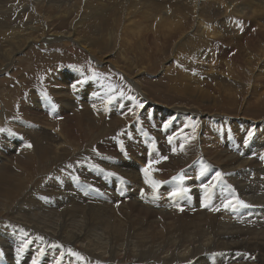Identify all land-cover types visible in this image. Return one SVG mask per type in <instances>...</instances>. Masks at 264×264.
Listing matches in <instances>:
<instances>
[{"label":"bare ground","instance_id":"6f19581e","mask_svg":"<svg viewBox=\"0 0 264 264\" xmlns=\"http://www.w3.org/2000/svg\"><path fill=\"white\" fill-rule=\"evenodd\" d=\"M55 1L58 3L57 0ZM86 1L87 0H85V2ZM127 1L128 2L125 3L124 6L125 9L137 10L138 6H144L146 8V15H151L154 18V23L157 28L155 27V31L148 33L145 36V39L149 44H154L158 47L159 51L164 53L168 52L170 54L176 51L180 45L181 48L185 49V57L183 58L184 64L192 67L195 71H199L201 68L205 67V70H201L200 74L211 78L216 75V78H218V81L216 80L218 84V95H215L214 93H211V95L209 90L204 89V85L208 88H214V86L211 85V81L207 80L205 83L204 80L199 81L197 79L194 80L195 83H193L192 79L188 77L180 80L179 82H175L174 88L169 86V90H172L175 93L174 97L180 99V95L195 96L199 100L207 99L208 102H213V96L221 98L224 96L228 100H233L240 97L241 92H248L244 104H251L256 107L264 104V92H259L260 90L257 91L249 84L248 81H243L244 78H242L243 75L248 72L250 77H247L246 79H252L257 84L259 77L254 74L255 71L253 72L251 67L241 64L244 60L248 65L252 62L261 63L264 61V56H262L264 53V0ZM39 2L40 0H38L37 3ZM147 4L151 5V13H149L150 11ZM1 6L0 8L2 9L3 19L0 20V50H2L0 53V67L7 65L8 63L6 64V60L9 61V59L15 57L16 53H21V51L30 47L31 44H29V42H32L30 36L25 37L22 34L7 31V29L9 30L11 27L13 28V18L16 17V19H18L20 17L19 14L26 10L24 6L21 5L19 7L14 3H5ZM87 8L88 7L85 9L86 11ZM11 13H14L15 16H12ZM99 14L100 9L90 8L86 14L82 13V15H84L82 19L93 20L94 18L96 19ZM102 20L106 19L100 18V21ZM17 21L18 20H16V22ZM30 22L33 24V21ZM190 22H192L193 27H191V30L187 31L185 28L190 24ZM32 24L29 25V28L31 29L34 27ZM51 24L54 25V23ZM52 26L49 28L50 33L45 41H71L78 43L88 52H94L92 47L89 46L92 42H89L88 38L91 35L97 34V27H95L94 34L93 32H89L88 34H85V36L83 35L84 37H80V41H76L79 39V36H77L78 30L76 26H71V28L67 31H58L57 29L52 28ZM253 26H255L256 29H253L254 32L251 33L250 28H254ZM199 27L203 29L199 31ZM196 31L198 33L197 36H195ZM174 33H178V39L173 43H168L169 39H167V36L171 37ZM250 35L251 39L247 41V38L250 37ZM75 36L78 38L75 39ZM159 36H161L160 39ZM113 37L115 38L114 31L109 30L108 39L106 38V41H103L106 45H111L108 47L109 52H114V49H116H112L115 45ZM232 39L236 41V45L233 41L235 46L230 44ZM259 40L263 44V47L257 52L252 51L254 53L252 55L249 52L248 55L250 56L243 60V56L239 54V50H237V48L247 46L246 48L250 49V46L254 47L253 43L258 42ZM251 41L253 43H251ZM217 44H219L220 47H222L221 45H225L223 49L219 48L222 50L220 53H215L217 51ZM170 49L171 51L169 52ZM230 53L232 54L231 56ZM218 56H221V58H223L222 56L226 57V59H224L225 61H219L218 59L217 63H215L216 61L214 58H217ZM197 59L208 62L209 65L203 66L201 63H198ZM111 60L112 59H105V62L111 63ZM229 60L230 63L234 64L232 69L230 67ZM236 62H238V64H236ZM226 65L230 74L227 76L217 74L218 67L225 68ZM164 66L166 70L167 66ZM254 70L258 69H255L254 67ZM189 71L192 72L191 69H189ZM54 76L57 82H61V76L68 77V81L71 83L77 79L73 76V73H69L67 71L62 73L60 72V74L56 73ZM184 81H189L190 83H185ZM131 82L136 83V85L134 84L135 86H133L137 91L139 99L148 107L147 110L150 111L153 108L157 111L159 109V107L156 106L157 103H152L153 101L142 93L137 83L138 80H133ZM77 83L81 84V82ZM166 84L169 85L167 82ZM70 87L72 86L70 85ZM81 88L83 94L85 95H102L99 90L96 91L94 86L87 83ZM1 93L3 94V92ZM60 93L63 92H55L57 96H59ZM77 97L80 96L76 95L75 98ZM94 97L93 99L98 105L99 103L96 98L99 99L100 97ZM60 99L62 98L60 97L59 100ZM0 100L2 101L1 98ZM51 100L54 101V99ZM214 100H217V98ZM60 102L62 107L60 109L66 111V114L65 116L62 114V117L65 119H61L59 125H57L58 120L55 119V117L59 114L57 109L52 108L51 110H47L46 108L49 106H45V108H43L44 113L52 115V119L57 121H53L51 126H48V128L45 126L43 127L42 125L32 128L31 124L23 123L20 119L17 120L20 123L21 131L18 133L23 135L22 140L24 142H30L32 145L30 149L25 147L22 148L19 156L15 157L13 153L17 152L21 141L18 143V141L11 140V137H8L6 132L2 134L4 141L10 142L9 144H6V148L11 150L13 153L8 154V156L0 154V170L5 168L6 162H11L13 159H16L19 168L22 166L27 167L32 165L34 159L33 153L37 150V144L39 143L48 146L51 156L53 155V159L51 161L52 163L58 161L62 162L69 144L65 138V136L68 137V135L66 134L64 136V129L77 127L76 131H78L84 120L92 119L95 121L100 119V117L105 114V111L107 112L108 110H111L109 108H103V111L100 109L103 113L100 112L98 115L96 114V118H94L89 115V108L84 105L83 107H80L79 111L73 116L72 113L75 111L73 108L71 109V106L73 105H70L71 103L64 104L62 100H60ZM36 105L38 106L39 104ZM40 105L43 106V102L40 103ZM94 107L95 105L90 108L94 110ZM160 108V115L162 117L160 120L169 126V128L166 127L169 132L173 129L174 132H179L181 129L179 124L188 123L189 121H184L185 118L188 117L194 118L197 129L200 132H203L202 130L206 131L208 120H212L216 125L209 131L213 140L208 141V139L206 141L205 139L203 141L202 138L196 140L207 144L209 148L212 149L220 144H217L220 142V139L216 138V135L223 134L227 136L223 143L232 145V147L229 146L227 154L222 153L223 157L217 158L216 161L212 160V157H205L206 168L204 171L201 170L202 173H198L200 169H197L196 171H191L187 175L183 176V178L181 177L180 180L178 178V180H170L171 178H169L168 181L164 178L166 175H163V171H161L162 174L157 172L154 173L153 169L147 164L138 166L137 170L133 171V175H130L127 172V169L121 168L122 164L117 162V165L112 167L116 170V172L122 173V176L117 175V177L113 179L110 177L109 179H103V177L101 178L100 176V178H97L99 180L95 182L93 186L96 190L98 189L97 187L100 188L99 197L102 198V201L105 203L103 204L104 207L111 210L110 212L107 210L103 214H99L100 208L98 205L90 202L85 203L86 201L84 202L81 197L77 198V200L74 199V196H70V198L66 200H52L51 198L53 195L61 190L57 191V184H55L56 188L54 185H51L46 181H40L35 186L38 189L34 188V193L27 190L21 200L15 204H11L7 200L0 201V218H5L1 217V214L4 216V213H6L5 216H8L5 218L6 220H0V264L1 259L3 258L9 259L3 262L4 264H33L34 260L36 264H76L79 262V259H81V261L78 264H90L100 261V259L104 256H109L110 260H101L100 263L97 264H103L101 262L109 263L115 260L117 254L121 250L129 251L134 256L139 249H148L145 245H151L154 240L161 241L163 234H158L157 230H154L153 228H158L159 230H164L166 228L167 230L171 228L180 229L181 233L184 234V242L186 243L185 247L178 251L171 252L170 254L172 255L169 257L166 255V257L163 258V260L170 258L169 260L172 264L180 262L178 260L179 257H185L186 254H191L190 257H192L190 262L185 261L186 264H205L206 262H210V264H217L216 260H219V256L211 252V248H213V246L216 247L214 248L216 250H223L225 253L223 261L225 260L226 264H264V199L261 198L262 194H257L258 186L264 188V160L260 159V156L264 155V121H262L264 119L256 123L254 120L247 121L243 118H241L242 120L239 118L237 119L241 122H238L237 120L231 121L230 119L229 120L231 122H229V120H225L224 118L220 119V116L222 117V115H208V113L206 114L202 112L195 106L186 104L181 105L180 103L173 104L172 106L161 105ZM244 109L242 108L241 114L244 113ZM68 111H72V113H70L73 117L67 114ZM97 111L99 112V110ZM155 113L156 112H154V115ZM155 116L153 117L155 118ZM179 117L181 118V122H179ZM248 127L250 129L246 133ZM32 131H35L34 135ZM238 132L241 133L242 136L239 135ZM250 132L252 133V136L249 138L248 134ZM31 135L34 138L30 139V141L28 137L30 138ZM236 138H240V141L235 140ZM246 138H248L247 144L244 143ZM182 141L183 140L181 139L180 142ZM197 152L199 151H196L195 159L197 156H199V158L201 157L200 159H203L205 154L202 152L197 154ZM0 153L2 152L0 151ZM259 162L263 165L260 166L262 169L261 172L256 167ZM132 167L134 168V166ZM143 169L148 170L147 175L144 171H142ZM56 170L54 172L55 176L62 181L64 179L69 181L77 179V175L75 173H66L67 170L65 168ZM217 173L220 174L219 178H217ZM77 174H79V176L83 174L80 168L77 169ZM210 177L211 179H209ZM133 178L135 183L140 184L142 191H147V194H154L155 192L151 191L157 188L161 189L162 194L158 200L162 202L149 201L144 198L139 200L132 198V191L130 188L132 186ZM87 179L91 180L89 177H87ZM121 180L122 183L124 182V186L122 183H117ZM152 182H158L155 185V188L153 187ZM221 183L224 187L222 191H219L218 187L222 186H219ZM24 184L23 178H9L3 173H0L1 193H10L13 189H17L18 192L19 187ZM211 187L215 190L212 198L207 199L206 193ZM82 189H85V187ZM175 191H179L180 193L175 200L173 198L174 201L173 204H171L169 201L170 198H167V196L175 194ZM0 196L4 198V196ZM134 196H137V194H134ZM97 201L100 203L99 199ZM237 201H243L246 206L238 204ZM51 202L55 204L54 207H48V204ZM226 203H230L234 205V207H225ZM162 205L164 206L161 208L160 206ZM61 206L63 209L60 212H57ZM104 207L102 208L105 209ZM113 212H119L120 214L116 218V222L111 225L112 220H109L108 216ZM135 220H138L139 224L144 225L146 228L145 230L148 231L147 236H142L141 231L134 230L133 236L135 234L142 236V243L139 241L141 244H139L138 247L132 241L129 243L123 240H121L122 242H112V239L114 240L115 238V233H119L120 230L126 229L121 223H128L131 225V222ZM206 220H210L212 229L211 232L208 231V235L205 233L203 234L205 237L203 239L198 232V229L193 226V222L195 224L200 222L202 226ZM98 221L103 226V229L101 230L104 232L103 234H107L105 237H100L99 232H97L98 230L96 227L99 226V224L97 225V223H99ZM187 226L191 228L188 229L186 228ZM107 229L109 231L115 230L116 232L110 233L107 232ZM10 233L14 235L15 239L8 243L2 241L4 238L11 237ZM171 234H174V232L172 231ZM118 236H125V232H120ZM119 238L121 237H118V239ZM201 241L203 242L202 245ZM56 243L59 245V250L62 249L61 251L55 249L54 245ZM115 247H119L116 252ZM17 249H22V251L18 254ZM203 249L205 251L201 254ZM214 249L212 251H214ZM230 250L233 252L230 253ZM148 257L150 256L143 254L141 260H149L147 259ZM176 257H178V259Z\"/></svg>","mask_w":264,"mask_h":264},{"label":"rangeland","instance_id":"374dc122","mask_svg":"<svg viewBox=\"0 0 264 264\" xmlns=\"http://www.w3.org/2000/svg\"><path fill=\"white\" fill-rule=\"evenodd\" d=\"M36 1L38 2V0H0V6L5 3H14L19 7L21 5L24 6L26 10L22 11L19 14L20 17L18 19H16V17L13 18V28L11 27L9 30L7 29V31L22 34L25 37L30 36V38L32 39V42H29V44H31L30 47L21 51V53H16L15 57L9 59L10 62L6 60V64L8 63L7 65L0 67V98L2 99V101H4L2 102L0 100V129H3V131H0V151L2 152L0 154L8 156V154L13 153L11 150L6 148V144H9L10 142H5L3 139L4 137L2 138V134L5 132L7 133L8 137H11V140L18 141V143H20L21 141V143L19 144L20 150L18 149L17 152L13 153L15 157L20 155L19 153L22 148H31V143L24 142L22 140L23 135L21 133H18L19 131H21L20 123L17 121L18 119H20L23 123L31 124L32 128H36L38 127V125H42L43 127L45 126L48 128V126H51L53 121L57 120V125H59L61 119H65L64 117H62V114L64 116L66 114V111L60 109L62 108L60 100H62L64 104L71 103L70 105H73L71 106V109L73 108V110L75 111H73V113L72 111L67 112V114L70 116L72 114L74 116V114L79 111L80 107H83L84 105L85 107L89 108V115L94 118H96V114L98 115L100 112L103 113L102 111L106 108H109L111 110H108L107 112L105 111V114H103L100 119H97L95 121H93L92 119L84 120L80 125L78 131H76L77 127H71L70 129L66 128L67 130L64 129V136L66 134L68 135V137L65 136V138L67 142H69V144L63 157L64 160L62 162H53V164L51 162L53 159V155L51 156L48 146L42 143L37 144V150L33 153L34 159L32 165L27 167L22 166L19 168L16 159H13L11 162H6L5 168L1 169L0 173H3L6 177L9 178H23L25 184L19 187L18 192L17 189H13L10 193H1L2 191H0V195L4 196V198L0 196V201L7 200L9 201V203L15 204L21 200L22 196L25 195L27 190L34 193V188L38 189L35 186L40 181H46L47 183L54 186L55 184H57L56 186L58 188L55 186L57 188V191L61 190L53 195V197L51 198L52 200H66L69 199L70 196H74V199L77 200V198L81 197L83 198L84 202L86 201L85 203L90 202L92 204L98 205L100 208L99 214H103L108 209L104 207L103 204L105 203L102 201V198L99 197L100 188L97 187L98 189L96 190V188L93 186L94 183L99 180L97 178H100V176L101 178L103 177V179H109V177L113 179L117 177V175L122 176V173L116 172V170H114L112 167L114 165H117V162H120L122 164L121 168H126L127 172L130 175H133V171H136L138 166L147 164L150 168L153 169L154 173H161V171H163V175H166V177L164 178L168 181L169 178H171L170 180H173L174 177H177L180 180L181 177L183 178V176L187 175L191 171H196L197 169H200L198 173H202V171H204L206 168L205 157H212V160L216 161L217 158L223 157L222 153L227 154L229 146L232 147V145L223 143V141L227 137L223 134L216 135V138L220 139V142H218L217 144H220L212 149H210L207 144L201 141H197L201 138L203 139V141L205 139L206 141L208 139V141L213 140V137L209 133V131L216 125L212 120H208L206 131L202 130L203 132H200L197 129L196 121L194 120V118L188 117L184 120L187 122L189 121L188 123L179 124V127H181L179 132H174V129L169 132V130L167 129L169 128V126L160 120V118L162 119L160 115L161 105L172 106L173 104L179 103L181 105H191L195 106L206 114L208 113V115H222V117L220 116V119H230L231 121H236L238 118L242 120L241 118H243L247 121L254 120L256 123L264 119V104L257 107L251 104H248L249 106L244 104L248 92H241L240 97L233 100H228L224 96L222 98L213 96L214 99L217 98V100L213 99V102H208L207 99L199 100L195 96L180 95V99L174 97L175 93L172 90H169V86L174 88L175 82H179L180 80L186 79L188 77L192 79L193 83H195L194 80L197 79L199 81L204 80L205 83L207 80L211 81V85L214 86V88H208L206 85H204V89L209 90L210 94L214 93L215 95H218V78H216V75L215 77L211 78L200 74L201 70H205V67L201 68L199 71H195L192 67L184 64L183 58L185 57V49L181 48L180 45L178 46L176 51L170 54L168 52L164 53L162 51H159L158 47L154 44H149L145 39V36L146 34L155 31V27L157 28V26L154 23V18L151 15H146V8L144 6H138L137 10L125 9L124 6L125 3L128 2L127 0H87L86 2L85 0H57L58 3L55 0H40L39 3H37ZM150 6L151 5L147 4V7L150 11L149 13H151ZM86 7H88L87 11L90 8L100 9L99 16L96 17V19L94 18L93 20L82 19V17L84 16L82 15V13H87V11L85 10ZM1 8L0 20L3 19ZM11 15L15 16L14 13H11ZM100 18H104L106 20L100 21ZM16 20H18L19 23L18 21L16 22ZM30 21H33V24ZM51 23H54V25ZM31 24L34 25L35 28H29V25ZM51 26L58 31H67L71 28V26H76L78 30L77 36H79V39H77L78 37L75 36V39H77L76 41H80V39L89 32H93L94 34L95 27H97V34L91 35L88 38V41L92 42V44H90L89 46L92 47L94 52L90 51V49V52H88L78 43L71 41H45L46 38H48L47 36L50 33L49 28ZM191 27H193L192 22H190V24L186 26L185 30H191ZM253 27L254 28L252 29L250 28L251 33L254 32L253 29H256L255 26ZM199 28V31L203 29L201 27ZM109 30L114 31L115 33V38L113 37L115 45L112 48H116L114 49V52H109L108 50V47H110L111 45L108 46L109 44L106 45L105 43H103V41H106V38L108 39ZM195 33V36H197V31ZM35 34L36 38L38 37L39 39L35 38ZM177 36L178 33H174L171 37L167 36V39H169L168 43H173L175 40H177ZM160 37L161 36H159V39ZM250 39L251 35L247 38V41ZM233 41L234 40L232 39V41H230V44L236 45V41H234V44ZM251 43L253 42L251 41ZM216 46L217 51L215 53H220L222 50H220L219 48L223 49L225 47V45H221L222 47H220L219 44H217ZM253 46L254 47L250 46V49L246 48L247 46H241V48H237V50H239V54L243 56V60L250 56L248 55L249 52L252 55L254 54L252 51L257 52L258 50H260L263 47V44L259 40L258 42H254ZM170 51L171 49L169 50V52ZM1 52L2 50H0V53ZM263 54L262 56H264ZM231 55L232 54L230 53V56ZM218 57L214 58V60L216 61L215 63H217L218 59L219 61H225L224 59H226V57L224 56H222L223 58H221V56ZM105 59H112V62L107 63L105 62ZM197 61L203 66L209 65L208 62H204L203 60L197 59ZM245 62L246 61L244 60L241 62V64L251 67V69H253V72L255 71L254 74L259 77V80L256 84L252 79H246L247 77H250L249 73L247 72L242 77L244 78L243 81H248L249 84L257 91L260 90L259 92H264V61H262L261 63L252 62L250 65L246 64ZM236 64H238V62H236ZM164 65L167 66L166 70L164 68ZM230 67L232 69L234 67V64L230 63ZM254 67L258 70H254ZM189 69H191L192 72L189 71ZM65 71L73 73V76L77 79L71 83L70 81H68V77L61 76V82H57L54 75H56V73L60 74V72L62 73ZM228 71L229 69H227V65L225 66V68L218 67L217 74L227 76L230 74V72ZM130 80H138L137 83L142 93H144L146 97L151 99V101H153L152 103H157L156 106L159 107L157 111L153 108V110H147L148 107L139 99L137 91L134 88L136 83L131 82ZM77 82H81V84L83 85ZM166 82L169 83V85L166 84ZM184 82L190 83L189 81ZM86 83L94 86L96 88L95 90H99L102 95L94 94L92 96V94H87V96L83 94L81 87L86 85ZM50 85H52L53 87ZM70 85L72 87H70ZM56 91L63 93H60L59 96H57L55 94ZM1 92H3V94ZM76 95L80 96L81 98H75ZM60 97L62 99L59 100ZM90 97L92 99L93 97H100L99 99L96 98L99 104L97 105L95 100H92ZM51 99H54V101H52ZM42 102L43 106L40 105V103ZM36 104L39 105L37 106ZM94 105L95 107L93 110L90 107ZM141 105H143V107H141ZM45 106H49L48 108H46L47 110H51L52 108L57 109L59 113L55 117V119L57 120H53L51 117L52 115L44 113L43 108H45ZM245 107H247L248 109ZM242 108H245L243 114H241ZM97 110H99V112ZM59 111L62 113H60ZM154 112H156V116L154 115ZM152 115L155 116V118ZM180 119L181 118L179 117V122H181ZM230 120L229 122H231ZM240 120L237 121L241 122ZM249 129L250 128L248 127L246 133ZM32 132L34 135L35 131ZM239 135H241V133H239ZM33 138L34 137H32V135L30 138L28 137L29 140ZM181 139L183 140L182 142H180ZM235 140L240 141V138H236ZM196 151L202 152L206 156L203 154V159H200L201 157L199 158V156H197L195 159ZM199 152H197V154ZM197 159L199 160V162ZM196 164L199 166H197ZM132 166H134V168ZM260 166H263L261 162H259L256 166L257 169L261 172L262 169ZM63 168L67 170L66 173H75L77 175V179L73 181L64 179L62 181L58 177H56L54 173L55 170H61ZM78 168H80L83 172V174H81L80 176L79 174H77ZM87 177H89L91 180H88ZM209 179H211V177ZM132 181V186L130 188L132 191V198L136 200L144 198L149 201H158L160 203L162 202L158 200L162 194L161 189L157 188L151 191L155 192L154 194H147L146 190H141L139 183H135L134 178L132 179ZM117 183L121 184L122 180L118 181ZM219 186L221 187H218V190L222 191L224 185L221 183ZM84 187L85 189H82ZM212 188L213 187L207 190V199L212 198L213 196V192L215 189ZM137 191L139 194L137 193ZM89 192L92 194H90ZM179 193V191H175V194L167 196V198H170L169 201L171 204H173V201L177 198ZM134 194H137V196H134ZM257 194H262L261 198L264 199V188L258 186ZM98 199L100 200V203H98ZM42 203L41 205L43 206ZM51 206L54 207L55 204H53L52 202L49 203L48 207ZM163 206L164 205L160 207L162 208ZM102 207H104L105 209H103ZM62 209L63 208L61 206L60 209L57 210V212H60ZM110 211L111 210H108V212ZM119 214V212H113L109 214L108 218L109 220H112L111 225L116 222V218L119 216ZM5 215L6 213H4V216L1 214V217H8ZM5 218H0V220H6ZM98 224L99 226L96 227L98 230L97 232H99L100 237H105L107 234H103L104 232L101 231L103 229V226L100 224V222L97 223V225ZM121 224L125 226L126 229L120 230L119 233L124 231L125 236H118L119 233H115V238L113 237L114 240L112 239V242H120L121 240H123L129 243L132 241L138 247V245L142 243L141 237L144 235L147 236L148 231L145 230L146 228L144 227V225L138 223V220L132 221L131 225H129L128 223ZM193 226L198 229V232L203 239L205 238L203 234L205 233L208 235L212 229L210 220H206V222H204V225L202 226L200 222L197 224L193 222ZM202 227L205 229H203ZM186 228L189 229L191 227L187 226ZM153 229L157 230L158 234H163L161 241L154 240L151 245H145L148 247V249H139V251L134 256L129 251L121 250L117 254L114 261H111L109 263H101L172 264L169 260L170 258H167L166 260H163V258H165L166 255L169 257L170 255H172L170 254L171 252L178 251L185 247L186 243L184 242V234L181 233L180 229ZM134 230L141 231L142 236H138L136 234L133 236ZM172 231L174 232V234H171ZM107 232L114 233L116 231H109L107 229ZM10 234L11 237L4 238L2 241L6 243L13 241L15 237L12 233ZM118 237L121 238L118 239ZM202 244L203 242L201 241V245ZM54 247L56 250H59V245L57 243L54 245ZM214 248L216 247L213 246V248H211V252L219 256V260L217 259L216 263L226 264L225 260L223 261V257L225 255L223 250H216ZM118 249L119 247H115V252ZM213 249L215 252L212 251ZM204 251L205 250L203 249L201 251V254H203ZM232 252L230 250V253ZM143 254L149 255L150 257L147 258L149 260H141ZM190 255L191 254H186L185 257H179V259L178 257H176L180 261L177 262V264H186L185 261L190 262L192 258L190 257ZM105 259L108 260L109 256H104L100 259V261H106ZM6 260L9 259H1V264H4L3 262H5ZM78 261L76 262L80 263L81 259H79ZM100 261L90 264H97L100 263ZM205 264H210V262H206Z\"/></svg>","mask_w":264,"mask_h":264},{"label":"snow or ice","instance_id":"6c2138e0","mask_svg":"<svg viewBox=\"0 0 264 264\" xmlns=\"http://www.w3.org/2000/svg\"><path fill=\"white\" fill-rule=\"evenodd\" d=\"M141 107H143V105H141ZM0 131H3V129H0ZM251 136H252V133L250 132V133L248 134V137L250 138ZM244 143H245V144L248 143V138L245 139ZM29 146H30V145H29ZM260 159L264 160V155H261V156H260ZM142 171H144L145 174L147 175V171H148L147 169H143ZM219 176H220V174L217 173V178H219ZM173 179H177V177H174ZM152 183H153V187L155 188V185H156L158 182H152ZM237 203L240 204V205H242V206H246V205H244V202H243V201H237ZM225 207H234V205H232V204H230V203H226V204H225ZM217 210H218V209H217ZM21 251H22V249H17V253H18V254H19ZM76 255H78V254H76ZM33 264H36L35 260L33 261Z\"/></svg>","mask_w":264,"mask_h":264}]
</instances>
